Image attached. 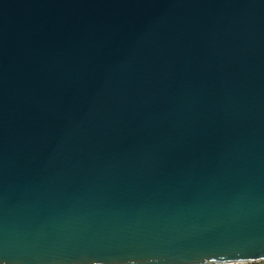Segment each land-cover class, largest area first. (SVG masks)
<instances>
[{
	"label": "water",
	"instance_id": "water-1",
	"mask_svg": "<svg viewBox=\"0 0 264 264\" xmlns=\"http://www.w3.org/2000/svg\"><path fill=\"white\" fill-rule=\"evenodd\" d=\"M264 259V0H0V264Z\"/></svg>",
	"mask_w": 264,
	"mask_h": 264
},
{
	"label": "built area",
	"instance_id": "built-area-1",
	"mask_svg": "<svg viewBox=\"0 0 264 264\" xmlns=\"http://www.w3.org/2000/svg\"><path fill=\"white\" fill-rule=\"evenodd\" d=\"M242 264H264V259L257 261V262H251V263H242Z\"/></svg>",
	"mask_w": 264,
	"mask_h": 264
}]
</instances>
